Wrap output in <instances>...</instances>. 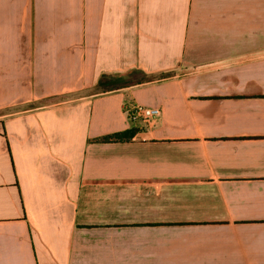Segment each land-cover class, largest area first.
Wrapping results in <instances>:
<instances>
[{
    "label": "crops",
    "instance_id": "obj_1",
    "mask_svg": "<svg viewBox=\"0 0 264 264\" xmlns=\"http://www.w3.org/2000/svg\"><path fill=\"white\" fill-rule=\"evenodd\" d=\"M0 264H264V0H0Z\"/></svg>",
    "mask_w": 264,
    "mask_h": 264
},
{
    "label": "built area",
    "instance_id": "obj_2",
    "mask_svg": "<svg viewBox=\"0 0 264 264\" xmlns=\"http://www.w3.org/2000/svg\"><path fill=\"white\" fill-rule=\"evenodd\" d=\"M160 109L134 105L126 110V116L130 123L137 128H150L155 126L159 117Z\"/></svg>",
    "mask_w": 264,
    "mask_h": 264
},
{
    "label": "trees",
    "instance_id": "obj_3",
    "mask_svg": "<svg viewBox=\"0 0 264 264\" xmlns=\"http://www.w3.org/2000/svg\"><path fill=\"white\" fill-rule=\"evenodd\" d=\"M135 128H131L129 130H125L119 133L112 134L110 136H106L102 138L104 141H110V140H120V141H127L131 139V137L134 134Z\"/></svg>",
    "mask_w": 264,
    "mask_h": 264
},
{
    "label": "rangeland",
    "instance_id": "obj_4",
    "mask_svg": "<svg viewBox=\"0 0 264 264\" xmlns=\"http://www.w3.org/2000/svg\"><path fill=\"white\" fill-rule=\"evenodd\" d=\"M139 78H141V75L139 74V73H132V74H128L126 77H125V82L126 83H130V82H133V81H135V80H138ZM79 93H74V94H72V95H69V96H66V97H76L77 95H78ZM48 100H46V101H42V102H40V103H38V105L37 106H40V105H46V104H48L49 102H51V101H49V102H47Z\"/></svg>",
    "mask_w": 264,
    "mask_h": 264
}]
</instances>
